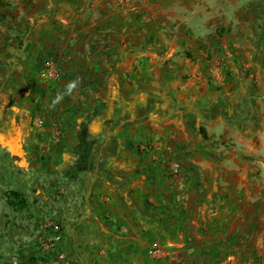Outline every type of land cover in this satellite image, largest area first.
<instances>
[{
  "label": "crops",
  "instance_id": "crops-1",
  "mask_svg": "<svg viewBox=\"0 0 264 264\" xmlns=\"http://www.w3.org/2000/svg\"><path fill=\"white\" fill-rule=\"evenodd\" d=\"M123 2L24 0L2 58L0 143L52 264H264V0Z\"/></svg>",
  "mask_w": 264,
  "mask_h": 264
},
{
  "label": "rangeland",
  "instance_id": "rangeland-1",
  "mask_svg": "<svg viewBox=\"0 0 264 264\" xmlns=\"http://www.w3.org/2000/svg\"><path fill=\"white\" fill-rule=\"evenodd\" d=\"M34 1L28 0V4ZM123 1L126 3L129 0ZM22 5L24 0H0V71L5 67L2 58L7 47L11 44L22 45L20 36H16L15 41L10 39L14 31H26L27 25H22L21 17L27 12H24V7L21 8ZM135 5L132 9L134 12L137 10ZM146 21H150V17H146ZM13 161L14 158L0 143V264H52V216L48 217L44 210L40 211L41 215L33 206L24 213L5 206L4 192L20 189L30 199L37 189L35 182L29 180L36 175H30V171ZM51 194L52 191L50 195L44 191L48 198H52Z\"/></svg>",
  "mask_w": 264,
  "mask_h": 264
},
{
  "label": "built area",
  "instance_id": "built-area-1",
  "mask_svg": "<svg viewBox=\"0 0 264 264\" xmlns=\"http://www.w3.org/2000/svg\"><path fill=\"white\" fill-rule=\"evenodd\" d=\"M61 75V70L57 64V61L54 59H48L43 63V67H42V82L43 83H47L48 81H57L60 78ZM36 125L37 126H41L42 125V121L41 120H37L36 121ZM137 149L138 151L142 152V153H150L151 151L154 150H159L160 146L158 142H154V141H143L138 143L137 145ZM167 173L168 176L171 178H178L180 175V168L178 163L176 162H170L167 164ZM59 236H56L52 241L54 242L58 240ZM150 255L153 257H157L160 255L159 249L158 248H153L150 251ZM14 264H17L16 262H14Z\"/></svg>",
  "mask_w": 264,
  "mask_h": 264
},
{
  "label": "trees",
  "instance_id": "trees-1",
  "mask_svg": "<svg viewBox=\"0 0 264 264\" xmlns=\"http://www.w3.org/2000/svg\"><path fill=\"white\" fill-rule=\"evenodd\" d=\"M5 206L11 210L24 213L29 208V201L24 191L12 189L3 193Z\"/></svg>",
  "mask_w": 264,
  "mask_h": 264
},
{
  "label": "clouds",
  "instance_id": "clouds-1",
  "mask_svg": "<svg viewBox=\"0 0 264 264\" xmlns=\"http://www.w3.org/2000/svg\"><path fill=\"white\" fill-rule=\"evenodd\" d=\"M78 83H79L78 79L70 81L65 86V92L62 93V94H57L55 100L53 101V105L55 103L59 102L63 98L64 95H69L70 96L74 92V90L78 87Z\"/></svg>",
  "mask_w": 264,
  "mask_h": 264
}]
</instances>
